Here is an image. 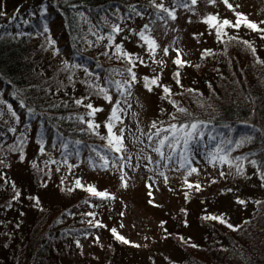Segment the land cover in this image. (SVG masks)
<instances>
[{"label":"trees","instance_id":"trees-1","mask_svg":"<svg viewBox=\"0 0 264 264\" xmlns=\"http://www.w3.org/2000/svg\"><path fill=\"white\" fill-rule=\"evenodd\" d=\"M29 1L33 3L19 13ZM155 3H161V0H155ZM163 3L169 8L173 6V0L168 3L163 0ZM181 8L184 7L175 8V15ZM133 9L141 15H136ZM50 12L54 15L53 20L60 24L59 29L51 26L47 18ZM247 19L264 28L261 23L264 18L259 20L261 22ZM158 21L161 20L157 19L151 0H0V146H10L14 155L20 154L23 158L32 134H36L38 143L44 142L45 129L51 128L61 137V149L65 148L59 157L54 154L49 157L51 161L61 163L60 170L54 166L52 171H47L45 166L38 174L34 161L29 164L31 174L37 173L34 181L40 179L41 182L45 178L43 182L47 187L63 189L68 184L69 171L66 170L74 163L78 164L82 154L95 161L94 169L103 163L100 155H107L109 162L112 160V153L106 151L107 140L101 139L108 134L101 120L102 104L108 101L89 85L107 88L113 102L117 90L108 81L125 80L127 73L124 70L129 67L126 60L117 58L116 45L129 53L125 44L131 38L127 31L131 30L130 34L134 36L144 25L150 28V23ZM116 25L122 29L118 33L112 31ZM222 33L227 35L217 36L216 47L204 48L198 60L192 65L188 63L190 66L178 68L173 63L176 55L171 58L170 68L176 87L170 88L169 102L175 101L191 115L178 113L170 102L171 112L162 122L165 127L169 122H204L207 126L203 130L211 128L218 138V148L227 153L229 160L242 164L243 170L237 173L235 166L230 168L225 163L224 178L215 174L208 182L198 180L197 184L202 187L199 191L190 188L192 200L182 206L189 210L193 205H201L196 218L204 231L203 241H194L174 231L170 237L184 257L173 264H264V39L260 38L261 33L253 32L243 23L239 29L224 27ZM109 36L113 37L111 41ZM151 37L159 46L152 31ZM243 41H248L255 52ZM142 43L139 39V45ZM64 49L67 51L63 52ZM150 60L152 62V58ZM140 65L133 69L136 76ZM85 67L92 75L84 71ZM78 100L82 103L78 104ZM88 104L102 110L90 116ZM171 115H175L177 121H171ZM89 121L100 127L89 129ZM113 132L120 134L116 126ZM243 138L247 139L242 143ZM73 154L77 157L74 163ZM237 157L239 161L235 160ZM249 169L255 171L257 183L263 187L251 214L234 224L220 214L208 212L205 195L208 190L215 187L220 196L232 192V186L245 180ZM10 179L0 173L1 212L16 209L23 203L20 188ZM79 190L74 198L67 197L54 208L38 206L30 209L32 203H26L33 219L27 228L13 230L5 243V262L120 264L118 258L125 261L133 257L135 251L131 245L117 241L110 230L99 255L82 247L80 239H89L90 232L97 228L95 222H105L98 218V201H95L98 197ZM16 192L20 193V198L14 199ZM83 206H87L88 211L76 215L75 209ZM86 216L94 219L92 224L82 220ZM173 216L178 219V213ZM212 216L219 219H205Z\"/></svg>","mask_w":264,"mask_h":264},{"label":"rangeland","instance_id":"rangeland-1","mask_svg":"<svg viewBox=\"0 0 264 264\" xmlns=\"http://www.w3.org/2000/svg\"><path fill=\"white\" fill-rule=\"evenodd\" d=\"M168 1L165 0L166 3ZM198 2L195 6L179 9L174 20L168 18L150 23V29L160 43L152 62L148 55L147 45L144 42L139 45L138 36H132L131 30L130 32L127 31L131 38L125 44L127 50L131 54L142 57L145 61V64H141L138 68V81L132 87V94L128 97V103L122 104L125 109L120 114L123 123H116L119 132L121 129L124 130L123 144L126 148L124 156L127 158L128 155H132L133 157L132 167L124 168L128 183L127 188L121 186L120 173L111 167V161L108 170L94 169L92 166L95 161H90L84 154L81 155L78 164L74 163L77 157L73 154L74 164L69 170H66V172L69 171L68 184L63 189L53 186L47 187L43 182L46 180L45 178L41 182L40 179L34 181L37 173L35 172V176H33L28 168L32 161L36 164L38 174L43 172L45 166L47 171H52L54 166L59 170L61 169V163L51 161L49 158L52 154L59 157L62 150L60 147L61 137L51 128L45 129L46 141L44 142L39 141L38 143L35 140L36 134H32L23 158L19 157L20 154L14 155L10 146H0V161H2L0 173H5L9 179L12 178L11 181L16 182L14 183L21 190V198H19L23 201V203L18 204L16 209L0 211V264H8L5 262L7 251L5 243L13 230L21 227L27 228L28 223L33 219L30 209L38 206L54 208V205L64 202L65 198H74L81 191L75 185L77 178L81 180L83 185H93L98 191L106 190L115 196V199L107 201L96 197L95 201H98L96 203L99 207L100 216L98 218L102 219L105 222L103 225L107 227H97L90 232L89 239H80L84 249L87 248L99 255L103 245L106 244V237L110 236L109 230L116 228L120 235H123L132 244L140 245L139 247L131 246L135 251L132 254L133 257L125 261L123 258H118L120 264H173V262L181 261L184 257L181 249L170 237L174 231L182 236L190 237L194 241H203L204 231L196 218L198 217L196 213L200 211L201 205H193L189 210L183 209L182 205L187 200H192L193 191L188 187V183L196 185L198 180L206 182L210 176L226 172V164L213 166L208 162L209 156L219 149L218 138L211 128H207L203 130V138L192 143L189 154L193 157V167L198 168L199 171L187 175L184 170L178 169L175 163L168 167H158L155 162L159 161L160 157L152 151L155 141L150 145L147 136L142 135V133H154L156 129L151 127L153 122L159 126L171 112L172 107L168 96L165 97L163 93L162 86L169 89L176 87L172 79L173 70L170 68V60L176 55L173 48H178L182 59L191 64L198 60L204 48L213 49L217 45L216 29L203 22L208 15H217L219 21L225 19L236 21L235 13L238 12L261 22L259 20L264 18V0H229L235 11L229 10L222 0H216L215 5L208 4L207 0H199ZM31 3L33 1L27 2L19 13L23 12ZM237 5L239 7H236ZM53 17L51 12L47 14L51 26L59 29L60 24L53 20ZM173 41H176L175 45H173ZM165 47L169 48L167 56L163 53ZM66 51L64 49L63 52ZM153 59L163 60L164 63L158 65L153 62ZM157 74H160L158 81L160 86L153 85L152 91H148L144 86L143 77L147 76L151 79ZM119 99L121 97L116 91L113 102L102 104L104 107L101 114L103 123L108 121L112 107ZM41 145H43V150H41ZM64 151L65 148L62 152ZM167 151L168 149H165V152ZM112 155L115 154L112 153ZM137 157L141 158L137 159ZM143 157H150L152 163ZM160 163L163 165L164 162L161 161ZM161 172L164 173V176L160 175ZM59 174L60 171L57 175ZM165 176L167 177L166 181ZM257 181L255 171L249 169L246 179L233 185V191L226 195H217L218 191L215 190V187L210 188L205 194L207 196L206 202L209 204L208 212L220 214L234 224L239 223L251 214L255 201L263 192V187ZM148 185H152V187L149 188ZM193 189L196 188L193 187ZM150 191L151 196L149 195ZM28 196L32 199L29 200ZM36 200L39 203H36ZM238 201H244V203ZM26 203L30 205L32 203L33 208L28 209ZM87 211V206L75 209L76 215ZM121 212H124L123 216L120 215ZM177 213L178 219L175 220L173 215ZM82 220L92 221L94 219L86 216ZM97 237H99V241H97Z\"/></svg>","mask_w":264,"mask_h":264},{"label":"snow or ice","instance_id":"snow-or-ice-1","mask_svg":"<svg viewBox=\"0 0 264 264\" xmlns=\"http://www.w3.org/2000/svg\"><path fill=\"white\" fill-rule=\"evenodd\" d=\"M208 4L215 5L216 0H207ZM222 2L225 4V6L229 10L235 11L233 4L229 3V0H222ZM152 6L157 11V19L164 20L165 17L176 19L175 15V8L176 7H184L187 8L189 4L192 6L197 5L198 0H173V6L171 8L166 7L163 3V0H161V3L156 4L155 0H151ZM236 7H239L237 5ZM136 15H141L138 11L135 9L132 10ZM237 16L236 22L233 24L229 20L225 19L223 21H219L217 15H208L206 19L203 21L207 23L210 27L216 29V34L218 37L221 35H227V33H222V29L224 27H233L236 29H239L241 26V23H243L247 28L252 30L253 32H259L261 33V39H264V28H261L257 23L252 22L247 19V17L243 13H235ZM261 23H264L262 21ZM47 30V29H45ZM122 29L116 25L113 26L112 31L114 33L120 32ZM141 41H143L147 45V51L150 58H154L156 55V49L159 47L156 40L151 37V29L148 25H144V28L139 31L138 33H135ZM103 38V37H101ZM112 36H109V41L112 40ZM229 39L235 40L237 37H230ZM173 45H175L176 41L172 42ZM244 44H246L248 47L252 48V45L249 44L248 41H243ZM143 46V45H142ZM173 50L176 52V58L173 60V63L178 67H184V66H190L187 61H184L180 55V50L178 48H173ZM252 51L255 52V49L252 48ZM208 50H205V53H207ZM116 53L118 54V59H124L126 60L129 67H127L124 72L127 73V78L123 81L119 80H109L108 84L114 86L119 93L121 99L117 100L115 104L112 107L111 115L109 116L108 121L105 123V127L107 129V136L101 137V139L107 140V152H111L115 155H113L111 160V167L113 169H117L120 173V180H121V186L124 188L128 187V183L126 180V174L124 173V168L128 167L131 168L132 164L131 161L133 159L132 155H128L127 158L124 156V152H126V148L123 144L124 139V130H120V134L116 135V133L113 132V128H115L116 123H123V120L121 119L120 114L124 112L123 105H126L128 103V97L132 94V87L137 81V76L135 71L133 70L137 64H145V61L142 57L124 52L122 49V46L116 45ZM163 53L165 56L169 54V48L165 47L163 49ZM107 55V53H105ZM153 62L158 65H163V60H155L153 59ZM65 66L67 67V63H65ZM72 67H79V65H73ZM198 67V65H197ZM84 71L88 73L89 75H92V73H89L88 69L85 67ZM124 72H118L119 75H123ZM175 76L177 77V84L180 83L179 81V72L175 73ZM160 78V74H157L153 78H149L147 76L143 77L144 80V86L148 91H152L153 85H158V81ZM90 87H94L97 94H100L104 97L105 100H107L109 103L112 102V97L108 94V89L105 87H100L99 85H89ZM163 93L167 96H171V90L166 87L162 86ZM193 91V90H189ZM175 107L176 111L181 114L185 115H191L187 112V110L183 107H180L176 104L175 101H170ZM78 104L82 103V101H77ZM23 106V105H21ZM87 108L91 109V111L88 113V115L92 116L96 111H101L102 109H96L93 107L92 104L86 105ZM9 110L11 111V108L9 106ZM13 116H15V113H12ZM83 119L82 117L80 118ZM171 121H177V117L175 115H171ZM207 125L204 122L198 121V120H191L188 122H169L168 126L165 127L163 125V122L160 123L158 126L156 122H153L152 128L156 129L154 133H142V135H146L147 139L149 141V144L151 145L153 141H155V145L152 147V151L156 152L157 155L160 157L159 161H156L155 163L157 166H163L168 167L170 164L175 163L178 167V169H182L185 171L187 175H191L193 173H197L199 170L196 167H193V157L189 154L190 153V146L193 142L202 139L204 136L203 129ZM100 125L95 124L92 121L88 122V128L89 129H97ZM11 131H15V129H10ZM247 138L242 139V143L246 141ZM165 149H168L167 152H165ZM41 150H43V145H41ZM143 151V150H141ZM98 155H100L98 153ZM141 157H137V159H140ZM144 159H147L149 163H152V160L150 157H143ZM100 160L103 161V163L99 164L98 166L103 170H108L109 167V157L107 155H100ZM236 161H239L240 158H235ZM161 161H163V165H161ZM208 162L210 164H213L215 166L216 164H228V166L231 168L235 166L237 173H242V164L235 163L232 160L228 159L227 153L224 152L223 149H217L215 153H212L209 156ZM2 163V161H0ZM253 163H255L253 161ZM138 166V165H137ZM72 167V166H69ZM161 176H164V173H160ZM221 177H225V173H220ZM165 181L167 180V177L165 176ZM187 183V181H186ZM212 183H215L213 180ZM75 185L82 190L87 191L91 196L98 197L101 199H115V196L111 195L108 191H98L95 186L89 185L86 188L81 183V180L77 178L75 180ZM13 187H15L13 185ZM149 188L152 187V185H148ZM188 187H195L197 191L201 189V186L199 184L192 185L191 183H188ZM71 190V189H69ZM230 191V190H229ZM20 193L16 192L14 199L19 197ZM149 195L151 196V191L149 192ZM239 203H244V201H238ZM36 203H39L38 200H36ZM152 203V201H150ZM88 215L94 216V213H89ZM121 216L124 215V212L120 213ZM205 219H219L218 217L212 216V217H205ZM221 223H224V221L221 219ZM90 224H92V221H89ZM163 223V222H162ZM95 227H107L106 225L101 224L99 221H96L94 224ZM229 227H233L232 225H228ZM121 227H123V224H121ZM111 234L114 236V238L117 241H120L124 244H130L134 247H139L140 245L132 244L129 240H127L123 235L118 234L116 228L110 229ZM97 241H99V237H97Z\"/></svg>","mask_w":264,"mask_h":264}]
</instances>
